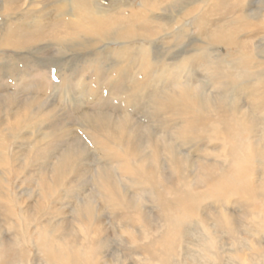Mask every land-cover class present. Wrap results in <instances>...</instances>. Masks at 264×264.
Segmentation results:
<instances>
[{
	"label": "rangeland",
	"instance_id": "obj_1",
	"mask_svg": "<svg viewBox=\"0 0 264 264\" xmlns=\"http://www.w3.org/2000/svg\"><path fill=\"white\" fill-rule=\"evenodd\" d=\"M212 3L213 5L210 6ZM82 4H87L86 9L88 6L93 7L95 11L107 15L114 24L113 34L96 43L92 32L88 36H82L76 30L74 20L78 16L77 13L82 12L83 7H79ZM213 6L215 8L212 13L206 12ZM138 11L144 14L151 12L146 22L137 24L140 36L129 39L116 38V35L123 32L133 35L132 30H125L122 25L125 22L117 21L118 17L125 21V16L136 14ZM263 13L264 0H0V206L4 208L0 209V228L5 248L17 253L21 247L13 239V236L18 237L13 226L1 222L6 212L21 210L25 212L26 206H34L36 203V208L34 211L31 210V214L25 212L31 220L34 212L35 218L40 220L54 214L53 224L64 222L70 226L75 216L73 212L76 213L75 204L78 203L79 207H82L85 204L83 199L89 198V195L93 198L91 196L95 183L91 181V178L96 167L95 158L92 156L93 152L85 147L84 139L81 138L82 126L88 120L100 117L116 123L117 119L128 117L129 124L134 127L135 138L141 146L144 145L147 134L142 136L139 131L147 133L146 121L150 118V110L143 109L142 105L135 101L128 107V114L124 116L117 114L121 98L125 97L126 93L130 94L128 90L135 88L137 80L135 63L128 61L127 64L126 62L127 72L120 71L117 62L120 61L121 54L118 55V53L127 54L128 52L123 50L129 48L131 52L137 54L139 50L146 48L149 54L147 60H151L154 64L152 70H156L155 66L163 64L164 73L170 75L165 83L169 95H172L171 92L175 90L172 88L177 78L174 75V68L180 62L187 61L186 63L190 64L192 69L190 68L189 73L182 75L186 78V85L196 90L197 97L201 95V100H209L211 95V98L220 106L223 102L219 100L215 90L210 87V82L203 76V70L198 69L197 65L203 62L207 66L213 62H220L229 55L233 59L247 54L254 56L255 66L264 67V34H256L254 30L248 28L249 24L255 25L256 22L252 20L258 19ZM218 37L225 38L226 42L219 43L216 39ZM238 50L241 51L240 55L237 54ZM155 76V71L147 73L144 83H150ZM239 77L238 74L233 78L232 88L234 85L238 86L234 82ZM250 86L251 84L238 86L240 100L235 97L234 99L238 109L242 106L243 110L250 113L248 125L253 127H250L243 137L254 135L259 141L261 136L264 137V131H258L256 128L264 129V109L257 110L249 104L245 93ZM26 109L30 110L31 116H41L39 125L34 124V119L26 123L19 121V116L23 115ZM256 111H261L263 115H257ZM148 124L153 127L151 123ZM24 126H28L30 130H24ZM14 128L18 130L17 134L12 133ZM252 128H255L256 133ZM208 131L209 129L205 128L202 133L208 134ZM40 133H48L52 140L35 143L41 138H39ZM148 137L153 141L156 139V136L148 135ZM45 143H51L53 146L50 153L47 152L48 155L45 152ZM222 146H224L223 151L227 149L223 143ZM66 147L69 149V158H73L71 152L74 155L80 154L81 159L77 167L79 174L69 175L67 188L64 185L61 189L65 192L62 194L61 190L58 191L55 196L59 197H51V200L45 203L40 194L44 185L43 181L54 175L53 169L60 161V156L54 154L64 149L63 155ZM184 150L178 151L179 156L183 160L186 159L184 160L185 171L190 172V176H195L193 185L196 188L201 187L203 184L197 180L201 177L203 181L208 180L207 183L210 184L208 186L212 187L211 182L222 166L219 156L209 153L207 162L196 158L193 148L188 151L189 156L185 155ZM207 154H205L206 157ZM39 159L41 162L45 159V165L49 167L38 164ZM197 159L199 166L188 171L187 166L192 169L189 163L192 164ZM33 164H37L38 167L36 168ZM202 165L213 169L209 170L211 176L208 175L209 173L206 174L207 176L204 174L200 167ZM259 168L264 173V167L259 166ZM244 174H248L252 182L245 181ZM259 177V174L252 176L249 171H244L240 181L231 179L229 190L226 191L228 193L226 200L222 198L223 192L213 189L211 194L215 197L204 203V208L200 207L201 215L206 216V219L220 220L219 215L225 212L235 221H242L247 217L252 221L253 226L258 227L259 224H264V209H262L264 178L258 181ZM7 205H10L9 211L5 208ZM244 205L248 207L245 208ZM239 206L242 207L241 213H239ZM146 207L144 211L142 210L141 216L152 230L159 231V228L152 223L151 217H155L154 213H150L145 209ZM98 213L101 214L99 217L105 228L103 231L109 241L108 245L105 244L104 251L107 249H110L111 253L119 251L127 263L142 264L141 257L132 254L131 251L129 253L132 261L129 256L127 257L129 255L125 247L127 236L119 234L116 228H113L114 222L122 226L115 221V215L109 214L108 210H99ZM110 218L113 222H110ZM189 221L191 229H187L184 235L193 239L195 244L193 248L191 243L187 246V248L190 246V249L185 260L182 257L186 255L177 259L182 260L181 264H194L192 256L199 253L203 255L198 256L201 263L209 264L206 261V250L200 246L202 243V245L207 244L200 232V223L193 218ZM60 227L61 225L57 226V229ZM214 228L212 227L210 231L221 238L219 229ZM108 229L111 230L108 231ZM123 229L126 230L124 226ZM127 230L132 231L131 235L134 238H138L133 228ZM62 232L68 233L64 230ZM239 232H244L236 233L244 238L243 234L246 231L239 227ZM251 240V236L245 239L244 252L248 251ZM220 241L222 242L223 239L221 238ZM38 256L40 260L43 259L40 253ZM34 257L35 255L32 258ZM176 261L174 264H179ZM39 264L42 262L40 261Z\"/></svg>",
	"mask_w": 264,
	"mask_h": 264
},
{
	"label": "bare ground",
	"instance_id": "obj_2",
	"mask_svg": "<svg viewBox=\"0 0 264 264\" xmlns=\"http://www.w3.org/2000/svg\"><path fill=\"white\" fill-rule=\"evenodd\" d=\"M85 6L87 4L79 6L83 7L82 12L77 13L78 16L74 18L76 30L82 36H88L92 32L96 39L95 43L101 42L104 38L107 39L109 35L113 34L114 24L107 18V15H102L93 7L89 8L88 6L86 9ZM214 6L209 7L206 12L212 13ZM194 10L196 9L194 8ZM150 15L151 12L144 14L138 11L136 14L125 16V21L118 17L117 21L125 22L122 24L125 30H132L133 35L123 32L116 35V38L139 37L137 24L146 22ZM252 21H255L256 24H249L248 28L254 30L256 34H264V13ZM216 39L219 43L226 42V39L222 37ZM123 51L128 53H118V55L121 54L120 61L117 62L120 71L127 72L126 62L127 64L128 61L135 63L137 80L135 88L128 90L130 94L126 93L125 97L121 98L117 114L119 113L121 116L128 114V107L135 101L139 102L143 109L150 110V118L146 121L147 133L139 131L142 136L147 134L144 145L141 146L138 139L135 138L134 127L129 124L128 117L117 119L116 123L100 117L88 120L82 126L81 138L84 139L85 147L93 152L92 156L95 158L96 167L91 178V181L95 183L91 196L93 198H90L89 195V198L81 199L85 203L82 207H79L78 203L75 204L76 213L73 212L75 216L70 226L64 222L53 224L52 216L54 218V214L46 219L38 218V220L35 218L36 213L34 212V217L31 220L27 214H31V210H35L36 203L30 207L25 205L27 214L23 210L6 212L1 222L13 226L18 235V237L13 236V239L21 247L17 253L6 249L0 228V262L20 264L18 261L20 260L24 264H39L40 261L42 264H130L119 251L116 253H111L110 249L104 251L105 244L108 245L109 241L103 231L101 214L98 211L108 210L109 214L115 215V221L122 225L114 222L113 228H116V232L119 234L127 236L125 247L128 249V253L131 251L132 254L140 256L142 264H174L176 260L181 264L182 260L177 258L186 255L182 257L185 260L190 249V246L188 248L187 246L191 243V248H193L195 244H193V239L184 235L187 229H191L189 226L191 218L200 223V232L207 242L204 244L205 246L202 245L203 243L200 244L206 250L207 263L264 264V224H259L258 227L253 226L252 221L247 217L242 221H235L225 212L219 215L220 220L206 219V216L201 215V211H199L200 207L204 208V203L215 197L211 194L213 189L223 192L222 198L226 200L228 194L226 191L230 186L229 181L231 179L240 181L244 171H249L252 176L259 174L258 181H262L264 178V173L259 168V166L264 167V137L261 136L259 141L254 135L243 137L244 133L253 127L248 125L250 113L243 110L242 106L238 109L234 99L235 97L240 100V95L237 92L238 86L251 84L245 93L249 104L257 110L264 109V67L255 66L254 56L247 54L233 59L229 55L220 62H213L207 66L203 62L199 63L198 69L203 70V76L208 79L210 87L215 90V94L223 102L218 106L211 95H209V100H201V95L197 97V91L186 85V78L182 75L190 72L191 65L186 63L187 61L180 62L174 68V75L177 78L174 80L172 88L175 90L171 92L172 95H169L165 83L169 80L170 75L164 73L163 64L155 66L156 70H152L154 64L151 60H147L149 54L146 52V48H142L137 54L131 52L129 48ZM240 52L238 50L237 54L240 55ZM250 52L249 49L248 53L250 54ZM151 71H155L156 76L150 83L145 84L146 74ZM238 74L240 77L236 78L235 82L233 81L238 86L234 85L232 88V80ZM30 114V110L26 109L23 115L19 116V121L26 123L34 119V124L39 125L41 116H31ZM256 114L263 115L261 111H256ZM148 123H151L153 127ZM23 128L27 131L30 130L28 126ZM205 128L209 129L208 134L202 133ZM256 129L264 131L263 127ZM252 130L256 133L255 128ZM12 133L17 134L18 130L14 128ZM48 135V133L41 134L39 136L41 138L35 143L51 139V136ZM148 135L156 136V139L153 141ZM222 143L227 148L224 151ZM45 144L47 153L53 146L51 143ZM191 148H193L196 158L208 162V155L211 153L217 154L221 159V170L219 169L216 177L214 176L215 178L211 182L212 187L208 186L210 185L207 183L208 180L203 181L199 177L197 180L203 185L196 188L193 185L195 176H190V172L185 171L184 160L186 159L180 158L178 151L185 149L186 154L183 153L189 156L188 151ZM63 150L54 154L60 156L59 163H56V167L53 169L54 175L43 181L44 185L40 194L45 203L49 202L51 197L53 198L64 185L67 186L69 175L79 174L77 167L79 159H81L80 154L74 155L71 152L73 158H69V149L66 147L65 153L62 155ZM37 155L39 156L38 152ZM39 160L38 164L49 167L45 165V159L42 162L41 159ZM189 164L192 169L189 166L187 168L188 171H191L199 166V160ZM33 165L38 167L37 164ZM200 167L205 175L209 173L208 175L211 176L209 170L212 168L204 165ZM244 178L245 181L252 182L248 174H244ZM64 192L61 190L62 194ZM70 193L72 194V191ZM57 197L59 196H55V198ZM72 199L75 200V198ZM145 206H147L146 210L154 213L155 217H151L152 223L159 228V231L152 230L141 216ZM244 207L247 208L248 205H244ZM5 208L9 211L10 205ZM0 209L4 208L0 206ZM241 211L242 207L239 206V213ZM49 213L51 214L50 209ZM71 216L73 215L71 214ZM110 222H113L111 218ZM31 225L34 226L31 227ZM59 225L61 227L57 229ZM123 226L126 230L123 229ZM212 227L219 229L222 242L221 238L217 237L218 235L210 231ZM239 227L246 231L243 234L244 238L236 234L244 233L239 232ZM131 228L137 232V239L131 235L132 231L127 230ZM62 230L68 233L62 232ZM110 230L108 229V231ZM250 236L252 240L249 243V249L244 252V241ZM195 252L198 253L196 250ZM195 252L193 253L195 254ZM38 253L43 256V259H39ZM34 255L35 257L32 258ZM246 255L252 256L247 257ZM128 256L132 261L130 253ZM198 256L202 257L203 255L198 253L192 256L194 264H202ZM17 258L19 259L17 260Z\"/></svg>",
	"mask_w": 264,
	"mask_h": 264
}]
</instances>
